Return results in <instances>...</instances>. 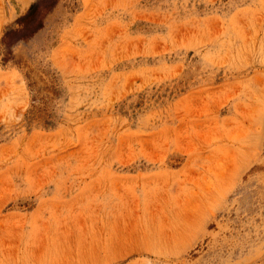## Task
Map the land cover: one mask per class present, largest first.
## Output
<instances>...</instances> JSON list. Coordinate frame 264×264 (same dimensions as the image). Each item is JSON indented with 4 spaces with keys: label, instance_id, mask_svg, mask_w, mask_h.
Masks as SVG:
<instances>
[{
    "label": "rangeland",
    "instance_id": "1",
    "mask_svg": "<svg viewBox=\"0 0 264 264\" xmlns=\"http://www.w3.org/2000/svg\"><path fill=\"white\" fill-rule=\"evenodd\" d=\"M0 264H264V0H0Z\"/></svg>",
    "mask_w": 264,
    "mask_h": 264
}]
</instances>
